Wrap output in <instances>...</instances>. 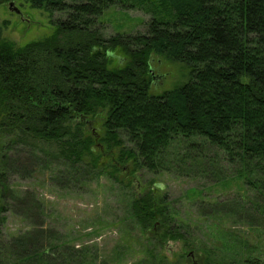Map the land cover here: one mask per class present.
<instances>
[{
  "label": "trees",
  "instance_id": "1",
  "mask_svg": "<svg viewBox=\"0 0 264 264\" xmlns=\"http://www.w3.org/2000/svg\"><path fill=\"white\" fill-rule=\"evenodd\" d=\"M25 1L50 13L55 30L19 47L4 38L0 22V264H98L90 247L76 250L43 226L9 241L4 234L9 200L17 199L9 174L21 165L32 175L57 161L73 177L105 175L127 190V218L149 238L135 264H184L185 254L176 261L162 254L169 242L186 239L184 217L154 186L132 192L129 178L139 170L173 171V153L183 145L203 159L204 149L222 152L241 165L242 179L243 172L264 171V0ZM112 8L150 15L146 31L107 36L102 18ZM154 56L184 65L187 80L151 93ZM104 157L111 165L102 164ZM28 199L43 217V203L33 194ZM230 209L254 243L224 232L232 256L216 260L206 251L204 263L263 264L258 218ZM126 250L137 252L130 244Z\"/></svg>",
  "mask_w": 264,
  "mask_h": 264
},
{
  "label": "rangeland",
  "instance_id": "2",
  "mask_svg": "<svg viewBox=\"0 0 264 264\" xmlns=\"http://www.w3.org/2000/svg\"><path fill=\"white\" fill-rule=\"evenodd\" d=\"M10 2L14 3L13 7H10ZM149 19L150 15L141 10L119 8L109 9L102 18L107 36L144 33ZM52 21L50 13L32 8L25 0H6L0 5V22L5 24L4 38L19 47L52 35L55 30ZM151 66L153 94L172 90L187 80L188 70L180 63L154 56ZM100 126L95 125L96 129ZM196 154L183 145L173 153V171L154 175L139 170L129 178L134 181L130 187L132 192L143 194L154 186L168 196L172 206L184 217L187 226L182 232L186 239L171 241L162 251L169 261L180 260L185 254L184 264H194L188 257L191 252L195 253L197 264H205L206 251H212V258L216 260H221L226 254L232 256L230 251L225 253L224 232L232 231L253 242L244 223H233L236 216L232 214L231 207L244 208L245 216L258 218L257 227L264 229V171L250 170L249 177L242 171L246 175L242 179L237 175L242 170L241 165L227 162L222 152L204 149L202 154L207 156L204 159L195 157ZM28 157L27 153L22 154V158L29 160ZM47 159L51 162L49 157ZM102 164L109 166L111 162L104 157ZM16 168L18 172H11L8 176V184L17 199L9 200L10 210L3 230L7 241L12 236L31 231V227L43 226L51 229L50 233L64 235L65 240H69L68 246L76 250L90 247L98 264H135L143 259L142 247L148 244L149 238L127 218V190L123 187L113 184L105 175L86 180L73 177L69 166L58 161L51 165V169H37L32 175L26 174L21 165ZM244 178H249L253 185L247 184ZM30 194L45 206L43 217L39 218L30 209ZM219 203L225 208L216 214L212 208ZM214 217L222 221L218 223ZM238 219L244 220L242 215ZM128 244L137 252H128ZM262 253L261 262L264 264V251Z\"/></svg>",
  "mask_w": 264,
  "mask_h": 264
},
{
  "label": "water",
  "instance_id": "3",
  "mask_svg": "<svg viewBox=\"0 0 264 264\" xmlns=\"http://www.w3.org/2000/svg\"><path fill=\"white\" fill-rule=\"evenodd\" d=\"M14 3L13 2H10V7H13ZM16 12H19L16 8L14 9ZM192 261H194V264H197L195 262L196 260V256H195V253L194 252H191L188 256Z\"/></svg>",
  "mask_w": 264,
  "mask_h": 264
}]
</instances>
